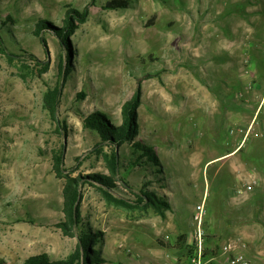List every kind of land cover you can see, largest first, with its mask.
Returning a JSON list of instances; mask_svg holds the SVG:
<instances>
[{
  "label": "rangeland",
  "instance_id": "1",
  "mask_svg": "<svg viewBox=\"0 0 264 264\" xmlns=\"http://www.w3.org/2000/svg\"><path fill=\"white\" fill-rule=\"evenodd\" d=\"M109 1L0 0V24L8 23L0 28L6 42V54L0 51V262L23 264L41 254L60 260L77 248L79 239L57 227L65 181L56 178L52 156L63 150L74 177L109 174L104 156L111 148L96 153L100 139L83 121L101 110L120 124L123 103L151 73L157 76L142 84L138 140L155 148L162 165L128 171L132 152L123 145L114 194L133 203L148 189L164 196L171 210L162 216L145 206L117 207L87 185L81 228L104 232L96 249L105 264H188L183 250L159 241L173 246L183 235L195 245L193 216L203 203L208 264H224L222 246L238 236L252 264H264V79L239 91L232 74L239 63L226 68L228 58L215 59L213 44L198 60L201 0H132L119 11L104 9ZM225 1L216 0V7ZM243 3L254 8L260 27L264 0ZM70 7L88 8L89 16L72 36V70L59 104V121L67 125L62 135L43 99L62 81L61 61L70 60L51 30L43 31L48 50L34 31L40 20L62 25ZM243 66L246 73L251 62ZM233 151V158H222Z\"/></svg>",
  "mask_w": 264,
  "mask_h": 264
},
{
  "label": "trees",
  "instance_id": "2",
  "mask_svg": "<svg viewBox=\"0 0 264 264\" xmlns=\"http://www.w3.org/2000/svg\"><path fill=\"white\" fill-rule=\"evenodd\" d=\"M132 0H111L109 1L105 8L106 10H125L132 6ZM251 4V2H250ZM247 6V4H246ZM89 16V9L85 8L83 11H79L74 7L67 9L65 13L62 25L55 23L49 19L40 20L38 25H36V30L34 34L41 39L44 48L48 50V40L43 37V31L46 29L51 30V32L59 38L62 47L65 49L66 55L70 60L69 63L61 61L60 74L62 81L51 87L46 92L43 99V107L52 117L51 119L55 121L57 125V131L60 134H64L67 131V125L59 121V104L62 98V89L65 81L68 80L72 70V55L73 41L72 36L75 34L76 30L80 26L87 22ZM9 21H12V17H8ZM8 24L7 22H2L0 28H4ZM4 37L0 32V51L6 54ZM8 55V54H7ZM9 56V55H8ZM43 72H48L50 65L42 63ZM157 75H151V73L146 74L138 80L136 91L134 95L122 105V121L120 124L116 125L112 122L110 116L101 110L91 113L83 121L84 129L94 133L98 136L100 142L95 146L94 150L96 153H105V148H111V154H105L104 158L107 162L109 174L108 173H92L88 175H79L74 177L69 169L65 166L64 161V151L55 152L52 156L53 158V169L56 178L59 180H64V189L62 192L63 198V219L57 224V227L62 231L65 236L78 238L79 244L73 252H71L66 258L60 260L52 259L48 254L33 255L29 257L23 264H105L107 259L104 258L97 246L99 242L104 237V232H92L91 228H81L83 224L82 219V202H83V188L87 185L97 188L101 191L102 196L107 202L117 207L129 208V210H135L141 207L152 208L157 211L160 215L164 216L169 210H171V205L166 201L164 196L159 195V193L154 191H142L139 196L136 195V202H129L128 199L123 197H116L114 193L119 190V185L117 183V176L120 174V160H119V150L125 145L129 144L132 152V157L129 160L128 171L132 172L137 168H145L146 166L156 168L161 167L162 162L159 159V154L154 147L149 146L143 140H138L140 136V125H139V112L143 102V86L145 80L152 79ZM86 95L84 93L80 94L78 98H84ZM64 132V133H63ZM67 135V133H66ZM159 174L160 172L157 171ZM124 180V178H123ZM128 184V183H126ZM77 206V209H76ZM79 231V232H78ZM160 245L166 249L174 248L183 250L186 258L190 261V257L195 250L194 245L188 244V239L186 236H180L176 239L175 244L170 246L164 241H159ZM207 251V250H206ZM204 253L205 259H207V253ZM217 254H213V257ZM0 264H5L0 262Z\"/></svg>",
  "mask_w": 264,
  "mask_h": 264
},
{
  "label": "crops",
  "instance_id": "3",
  "mask_svg": "<svg viewBox=\"0 0 264 264\" xmlns=\"http://www.w3.org/2000/svg\"><path fill=\"white\" fill-rule=\"evenodd\" d=\"M231 1L233 0H226L221 8V5L216 7V0H201L198 60L206 58V49L213 44V50L217 49L215 59L224 55L228 58L226 68L235 61L239 63L232 69V74L235 76L237 89L244 91L252 79L258 76L264 79V16H261L262 24L258 27L254 24L255 16L251 15L254 8L247 6L241 10L246 6L243 3L246 0H234L235 5H231ZM236 7H240L237 12L232 10ZM228 18L231 19L226 24L225 20ZM244 62H251V69L246 73ZM245 141H250V138H246L242 143ZM235 152L237 151L227 152L222 158H233Z\"/></svg>",
  "mask_w": 264,
  "mask_h": 264
},
{
  "label": "built area",
  "instance_id": "4",
  "mask_svg": "<svg viewBox=\"0 0 264 264\" xmlns=\"http://www.w3.org/2000/svg\"><path fill=\"white\" fill-rule=\"evenodd\" d=\"M255 183V180H253ZM206 206L201 203L193 216V221L196 227V243L195 250L190 257V264H208L207 259L204 257L205 253V237H206ZM122 247L126 248L128 255L137 257L138 255L133 254L125 244ZM247 251V243L241 238L237 237L234 241L225 243L222 246V254L226 256L224 264H252V262L246 257L245 252Z\"/></svg>",
  "mask_w": 264,
  "mask_h": 264
},
{
  "label": "water",
  "instance_id": "5",
  "mask_svg": "<svg viewBox=\"0 0 264 264\" xmlns=\"http://www.w3.org/2000/svg\"><path fill=\"white\" fill-rule=\"evenodd\" d=\"M64 157V156H63ZM76 209H77V206H76Z\"/></svg>",
  "mask_w": 264,
  "mask_h": 264
}]
</instances>
